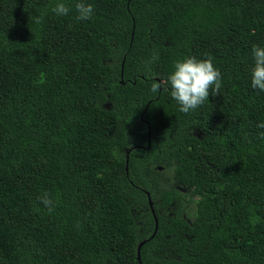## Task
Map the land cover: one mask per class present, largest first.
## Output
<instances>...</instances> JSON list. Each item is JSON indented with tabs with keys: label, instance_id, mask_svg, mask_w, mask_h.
Returning a JSON list of instances; mask_svg holds the SVG:
<instances>
[{
	"label": "trees",
	"instance_id": "16d2710c",
	"mask_svg": "<svg viewBox=\"0 0 264 264\" xmlns=\"http://www.w3.org/2000/svg\"><path fill=\"white\" fill-rule=\"evenodd\" d=\"M77 2L0 0V264H264V0ZM185 57L222 78L188 114L150 91Z\"/></svg>",
	"mask_w": 264,
	"mask_h": 264
},
{
	"label": "clouds",
	"instance_id": "9594fccd",
	"mask_svg": "<svg viewBox=\"0 0 264 264\" xmlns=\"http://www.w3.org/2000/svg\"><path fill=\"white\" fill-rule=\"evenodd\" d=\"M77 13L76 19L79 21L90 20L93 16V6L85 3L84 0H78L74 5ZM70 7L65 3H57L51 11L57 16H66L70 12ZM35 23L42 22L41 17L34 18ZM253 66L250 71V86L253 90L264 92V47L253 46L251 49ZM158 59V53H153L147 65H151ZM172 72L167 80L162 83L154 82L150 91L157 93L162 87L169 92L172 100L178 105L179 112L188 114L208 101L211 94L215 96L220 94L222 87V78L219 70L214 66L212 58L197 59L195 57H185L177 60L172 65ZM257 128L264 129V123L257 124ZM258 136L264 139V131L259 132ZM37 202L48 208L53 207V199L47 192L37 197ZM152 204V203H151Z\"/></svg>",
	"mask_w": 264,
	"mask_h": 264
},
{
	"label": "water",
	"instance_id": "95a60500",
	"mask_svg": "<svg viewBox=\"0 0 264 264\" xmlns=\"http://www.w3.org/2000/svg\"><path fill=\"white\" fill-rule=\"evenodd\" d=\"M126 164H127V163H126ZM148 200H149V199H148ZM148 206H149L151 212H153L152 204H151V201H150V200L148 201ZM154 223H155V228H154V232H155V231H156V228H157V223H156V220H155V219H154ZM151 237H152V236H151ZM143 243H144V241H142V242L138 245V247H137V249H136V251H137L136 259H137V261H138V264H140V261H139V250H140V247L143 245Z\"/></svg>",
	"mask_w": 264,
	"mask_h": 264
}]
</instances>
